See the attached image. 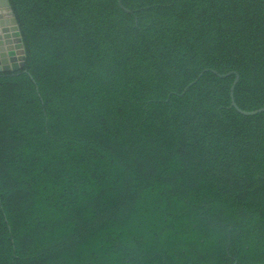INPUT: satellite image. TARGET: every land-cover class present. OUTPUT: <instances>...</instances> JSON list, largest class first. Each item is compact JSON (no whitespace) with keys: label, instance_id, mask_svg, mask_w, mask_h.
<instances>
[{"label":"trees","instance_id":"obj_1","mask_svg":"<svg viewBox=\"0 0 264 264\" xmlns=\"http://www.w3.org/2000/svg\"><path fill=\"white\" fill-rule=\"evenodd\" d=\"M8 2L0 264H264V0Z\"/></svg>","mask_w":264,"mask_h":264},{"label":"water","instance_id":"obj_2","mask_svg":"<svg viewBox=\"0 0 264 264\" xmlns=\"http://www.w3.org/2000/svg\"><path fill=\"white\" fill-rule=\"evenodd\" d=\"M24 63L25 52L17 20L8 0H0V72L18 71L24 67ZM237 80L238 76L236 74L234 84ZM192 83H190L187 87H189ZM234 84L231 87V106L246 115L256 114L264 110V108L253 111H244L239 109L233 98Z\"/></svg>","mask_w":264,"mask_h":264}]
</instances>
